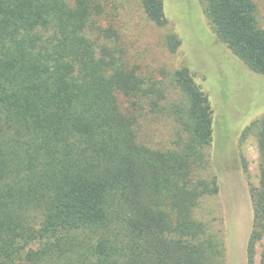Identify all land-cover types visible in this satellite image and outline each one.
<instances>
[{"label": "trees", "instance_id": "16d2710c", "mask_svg": "<svg viewBox=\"0 0 264 264\" xmlns=\"http://www.w3.org/2000/svg\"><path fill=\"white\" fill-rule=\"evenodd\" d=\"M139 1L149 20L167 23L165 0ZM200 1L217 38L264 74L258 2ZM121 9L120 0H0V264L224 258L225 238L193 216L203 196H222L220 178L197 174L213 140L209 96L188 65L166 84L129 61ZM167 44L175 52L181 39L171 33ZM155 111L174 123L169 146L140 140L141 119ZM251 130L259 178L239 264H256L257 243L264 264V115ZM225 255L236 264L231 248Z\"/></svg>", "mask_w": 264, "mask_h": 264}, {"label": "rangeland", "instance_id": "374dc122", "mask_svg": "<svg viewBox=\"0 0 264 264\" xmlns=\"http://www.w3.org/2000/svg\"><path fill=\"white\" fill-rule=\"evenodd\" d=\"M120 1V30L129 61L139 65L147 76L166 84L170 83L175 69L188 65L209 96L213 108V140L205 149L206 161L197 174L205 179L220 178L221 187L231 174L240 177L239 192H236L240 199L246 196L250 205V187L257 184L259 178V150L256 133L247 128L264 115V74L251 70L217 38L200 0H165L167 23L162 26L147 18L139 0ZM256 1L264 16V0ZM171 33L181 39L175 52L167 44ZM170 98L179 100L176 92ZM173 124L168 114L161 111L145 114L139 126L140 140L153 146H169ZM227 190L230 189L224 185L223 197L203 196L193 209L194 218L206 225L205 233L225 238L224 258L219 259V264L228 263V255H225L228 248L229 251L231 248L232 259L236 251L235 221L245 220L241 222L243 232L248 224L243 239L252 225L239 209L242 202L230 209ZM228 224L232 235H226ZM260 251V243H257L256 264Z\"/></svg>", "mask_w": 264, "mask_h": 264}, {"label": "flooded vegetation", "instance_id": "af4514ba", "mask_svg": "<svg viewBox=\"0 0 264 264\" xmlns=\"http://www.w3.org/2000/svg\"><path fill=\"white\" fill-rule=\"evenodd\" d=\"M238 174H239V172H238ZM228 177L226 178L227 181L224 184L222 183L223 184L222 188L224 189V185H225V186H228V188L230 189V190H227L228 198H227V194H226V200L229 199L230 209L234 208L235 206H239V204L242 202V205H241V207L239 209L244 212V214H245V218L244 219H246L247 222H250V215L251 214H250L249 203H247L248 202L247 198H246V196H243V198L240 199L239 196H238V193L236 192V190H238V192H239V187H240V184H241V178L237 177L236 175L234 176L233 174H231V176H228ZM245 198H246V200H245ZM244 221L245 220H242V221L241 220H238V221L236 220L235 221V226L237 227V229H236L237 237L235 236L236 251L233 254V258H234V262L236 264H239L241 262L239 254L242 252V249H243V241H244L243 236H244L245 231H246L247 226H248V224H247L246 225V229L243 232L241 224ZM243 255H244V253H243Z\"/></svg>", "mask_w": 264, "mask_h": 264}]
</instances>
